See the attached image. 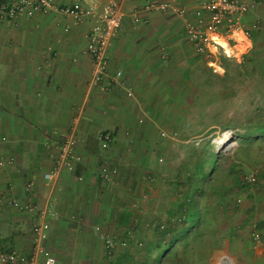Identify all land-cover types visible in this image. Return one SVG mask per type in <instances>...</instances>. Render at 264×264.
Wrapping results in <instances>:
<instances>
[{
  "label": "crops",
  "instance_id": "crops-1",
  "mask_svg": "<svg viewBox=\"0 0 264 264\" xmlns=\"http://www.w3.org/2000/svg\"><path fill=\"white\" fill-rule=\"evenodd\" d=\"M152 1L195 18L196 0L121 2V25L106 53L108 73L118 79L105 91L91 83V20L73 25L57 9L0 17V250H29L34 217L20 206L30 204L51 212L44 247L57 264H142V242L172 214L176 185L202 148L189 141L214 127L206 118L215 106L225 114L217 124L228 133L222 146H234L221 149L226 195L216 238L239 242L246 264H264V128L252 126L264 120L252 112L264 106V0H244L250 8L242 32L221 28L223 48L212 55L195 52L181 18L148 11ZM70 135L81 161L45 180ZM105 135L110 142L100 140ZM102 165L117 169L114 178L99 177ZM250 173L257 183L242 186Z\"/></svg>",
  "mask_w": 264,
  "mask_h": 264
},
{
  "label": "built area",
  "instance_id": "built-area-1",
  "mask_svg": "<svg viewBox=\"0 0 264 264\" xmlns=\"http://www.w3.org/2000/svg\"><path fill=\"white\" fill-rule=\"evenodd\" d=\"M132 0H110L99 6L90 4L86 7L79 5H63L58 8L55 0H0V17L8 20L32 18L38 13H46L58 10L67 17L71 24L79 25L85 20H91V26L87 35V53L92 59L93 71L91 83L102 91L107 90L116 82L118 75L108 73L107 50L115 37L123 18L119 9L121 2ZM152 12H170L184 21L185 35L190 41L195 52L212 55L217 52L220 45L219 30L224 28L230 35L234 32H242L240 19L248 10L249 5L244 0H196L194 19L190 18L186 8L176 7L167 3L148 2L145 7ZM139 17L134 16V22L138 23ZM131 93H128L130 96ZM161 136H165L161 133ZM100 140L110 142L108 135L100 136ZM220 147V146H219ZM76 141L73 136L63 138L57 147V154L53 161V170L44 174L45 180H53L62 171L73 172L81 157L76 153ZM162 159H159L161 162ZM264 167V162H263ZM116 168L100 166L99 177L103 180H111L117 173ZM82 181L81 177H78ZM244 183L254 185L257 183L255 173L242 177ZM12 205L16 202L12 201ZM20 209L31 214L34 218L31 222V242L29 250L25 253L16 250H0V264H57L56 259L46 254L44 242L47 239L49 222V210H39L30 204L20 206ZM256 243L260 242L258 234L253 235ZM109 264H116L109 259Z\"/></svg>",
  "mask_w": 264,
  "mask_h": 264
},
{
  "label": "trees",
  "instance_id": "trees-1",
  "mask_svg": "<svg viewBox=\"0 0 264 264\" xmlns=\"http://www.w3.org/2000/svg\"><path fill=\"white\" fill-rule=\"evenodd\" d=\"M252 112L264 116V106L257 105ZM252 126L264 128V120L258 119ZM215 151V146L207 143L193 152L192 165L185 167L184 180L176 185L172 214L154 225L151 237L142 242V264H192L187 254L198 244L218 245L226 164L222 150ZM239 181L246 186L242 178Z\"/></svg>",
  "mask_w": 264,
  "mask_h": 264
},
{
  "label": "rangeland",
  "instance_id": "rangeland-1",
  "mask_svg": "<svg viewBox=\"0 0 264 264\" xmlns=\"http://www.w3.org/2000/svg\"><path fill=\"white\" fill-rule=\"evenodd\" d=\"M208 88L206 90L207 93L206 91L203 93H206L208 95L209 94L208 92L214 90L215 84L213 87H208ZM206 94H204V96H206ZM204 99L205 98L203 97L202 98L203 101H201L203 107H204ZM242 101L243 100H241V102ZM212 108L215 110L212 112V114H209L206 120H208L209 123H212L214 127H212V129L208 131H204V133L200 136H194L191 138L189 142H191L196 147H200L201 144L204 146V144L210 143L213 146L219 148L216 142L219 141L220 138H222L224 135H228V133L225 134L226 131H222L217 127V124L223 121L224 119V115H225L224 112L218 113L215 106ZM241 108L244 109L245 107L242 106ZM230 142L232 141L230 140ZM233 147H234L233 145L231 148H228L227 146L225 147L221 146L220 149H223L228 153L231 151V149H233ZM262 156L264 155H260V158ZM238 243L239 242H236L235 240H231L228 242L227 239L222 238L219 240L218 245L213 246L210 244V246L206 247L204 246V242H203L202 244H198L196 248L194 247V249L191 252L189 251L190 253L187 254L188 255L187 257L192 262V264H246L244 261H248L249 258L247 257L246 258L247 260H245L243 259L244 256H242V254L240 255L237 249L239 246ZM246 255L247 254H245V256Z\"/></svg>",
  "mask_w": 264,
  "mask_h": 264
},
{
  "label": "bare ground",
  "instance_id": "bare-ground-1",
  "mask_svg": "<svg viewBox=\"0 0 264 264\" xmlns=\"http://www.w3.org/2000/svg\"><path fill=\"white\" fill-rule=\"evenodd\" d=\"M226 141H227V135H225V136H223L219 141H217L216 143H217V146L219 147H221L222 145H224L225 143H226ZM216 147V146H215ZM217 151V150H216ZM215 151V152H216Z\"/></svg>",
  "mask_w": 264,
  "mask_h": 264
}]
</instances>
